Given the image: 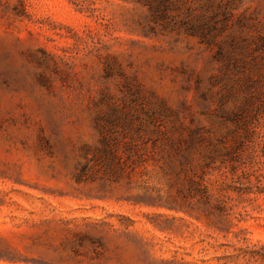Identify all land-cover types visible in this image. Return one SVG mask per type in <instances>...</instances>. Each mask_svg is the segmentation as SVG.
<instances>
[{"label": "rangeland", "instance_id": "obj_1", "mask_svg": "<svg viewBox=\"0 0 264 264\" xmlns=\"http://www.w3.org/2000/svg\"><path fill=\"white\" fill-rule=\"evenodd\" d=\"M252 252L264 0H0V264Z\"/></svg>", "mask_w": 264, "mask_h": 264}, {"label": "trees", "instance_id": "obj_2", "mask_svg": "<svg viewBox=\"0 0 264 264\" xmlns=\"http://www.w3.org/2000/svg\"><path fill=\"white\" fill-rule=\"evenodd\" d=\"M228 258H231V257H228ZM264 260V255H258V253L256 252H252L251 255H249L247 257V264L251 263L252 264V260Z\"/></svg>", "mask_w": 264, "mask_h": 264}]
</instances>
